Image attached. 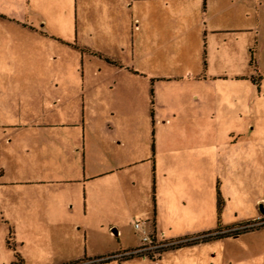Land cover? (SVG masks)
<instances>
[{
  "label": "crops",
  "instance_id": "1",
  "mask_svg": "<svg viewBox=\"0 0 264 264\" xmlns=\"http://www.w3.org/2000/svg\"><path fill=\"white\" fill-rule=\"evenodd\" d=\"M257 2L263 10L251 5L250 25L234 30L264 29V2ZM220 14L212 0H0V20L13 33L75 55L83 49L132 77L134 95L147 89L152 134V153L145 157V147L133 140L116 149L107 131L100 139L85 119L1 125L0 222L14 242L12 264H133L137 259L162 264L169 253L264 230L166 249L155 259L123 256L141 244L137 221L169 240H182L238 230L263 212L264 194L246 198L242 188L250 184L237 176L255 175L264 187V100L252 91L229 99L218 90L212 97L204 86L255 84L244 68H236L253 66V51L217 49L211 55L209 46L219 45H211L207 34L220 31L210 29ZM5 66L10 73L18 64L8 58ZM18 78L38 87L47 83L39 96L51 114L78 96L75 76ZM86 79L83 73L85 85ZM135 115L143 113L138 109ZM129 131L141 129L133 124ZM24 247L37 258L50 252L71 259L28 260ZM192 255L214 264L204 252Z\"/></svg>",
  "mask_w": 264,
  "mask_h": 264
},
{
  "label": "rangeland",
  "instance_id": "2",
  "mask_svg": "<svg viewBox=\"0 0 264 264\" xmlns=\"http://www.w3.org/2000/svg\"><path fill=\"white\" fill-rule=\"evenodd\" d=\"M257 1L264 2V0H212L214 6L220 7L221 14L211 20V25H213L210 26V29L211 27L220 29L218 34L213 35L212 32L207 34L211 45H219L209 46L211 55L217 49L223 54L229 50L236 53L243 50V54L246 52L250 55V52L253 51V66L248 63L245 66L236 64V68H244L250 76H253L255 82L253 85L246 86L245 84L232 85L224 82H217L218 85L207 83L204 85L205 90L210 92L212 97V93L217 95L218 90L221 91L222 96L229 99L235 93L246 91L249 95L252 91L254 97L261 95L259 99L264 100V29L234 30L250 25L251 13L249 12L250 16L247 13L252 6H255L256 10H263ZM255 11L253 10V12ZM10 26L0 20V126L34 122L82 123L88 121L94 126L100 139L105 140V131L110 133L112 139H116L118 144L116 147L114 146L116 149H123L129 141L133 140L136 145L145 147L142 149V156L151 155L152 134L149 127L151 116L148 109L150 98L147 89L146 91L142 90L143 96L141 97L134 95V83H129V78L133 79L132 77H128L124 72L109 69L100 59L89 57L87 51L78 49L77 55H75L73 51L69 53L60 48H54V46L50 47L32 35L26 37L13 33ZM227 44L238 46H224ZM92 47L99 49L103 46ZM8 58L11 62L18 64V67L15 66V72L12 67L10 68V70L13 69L12 72L7 73L6 70L9 68L5 66V60ZM83 73L88 78L85 80L86 85L85 82L83 83ZM19 74L31 78L30 81L43 76H75L78 81L77 99L64 108L56 107L55 112L51 114L49 109H43L42 98L39 96V92L43 87H47V83L41 84L39 87L33 82L30 84L18 83ZM82 86H84V90ZM259 99L256 100V104ZM145 101H147L146 104ZM212 106V102L206 106V113L211 110ZM222 106L225 108V104ZM237 106H240L239 101ZM138 109L143 113L141 117L135 115V111ZM205 122L210 121L206 119ZM133 124L140 126L139 133L129 131ZM257 124L259 127V123ZM245 144L252 145L251 142ZM250 148L252 154L261 155L260 149ZM237 179L239 181L245 179L250 184V186L242 188L246 198L264 194V187L257 181L255 175L247 177L238 175ZM12 241L8 226L0 222V264H12V261L16 260L14 242ZM65 241L68 246L73 245L70 239H65ZM22 252L25 253L28 260L34 261L45 260L46 262L63 263L71 259L68 253L54 254L50 252L42 253L45 255L44 258H37L35 255H31L30 247H24ZM198 252L208 254V261L214 264H264V230L239 238L218 240L200 248H184L178 253L167 254L162 264H208L207 260L203 261L197 255H192V253L197 254ZM213 254L216 256L211 257ZM151 263L149 259H137L133 264Z\"/></svg>",
  "mask_w": 264,
  "mask_h": 264
},
{
  "label": "built area",
  "instance_id": "3",
  "mask_svg": "<svg viewBox=\"0 0 264 264\" xmlns=\"http://www.w3.org/2000/svg\"><path fill=\"white\" fill-rule=\"evenodd\" d=\"M263 212L258 217L244 222L242 225L238 227V230H253L258 228H264V198L260 201ZM146 221H137L134 224L135 229L141 234V244L138 248L125 252L124 257L128 256H142L150 259H155L160 253L164 250L176 246L182 241H186V239L182 240H169L165 237L164 233H159L153 229H150L147 226ZM202 237H193L189 238L193 239H201Z\"/></svg>",
  "mask_w": 264,
  "mask_h": 264
},
{
  "label": "trees",
  "instance_id": "4",
  "mask_svg": "<svg viewBox=\"0 0 264 264\" xmlns=\"http://www.w3.org/2000/svg\"><path fill=\"white\" fill-rule=\"evenodd\" d=\"M239 233H241L240 230H235V231H229L227 233H220V234L218 233L214 236L203 237L201 239L190 240L189 238H187L186 241H182L179 244H177L176 246L170 247L168 249H175V248H182V247H186V246L196 245L202 241H208L210 239H221V238L233 236V235L239 234ZM133 257H135V256H128V257L125 256L124 258L127 259V258H133ZM138 257H140V256H138Z\"/></svg>",
  "mask_w": 264,
  "mask_h": 264
}]
</instances>
